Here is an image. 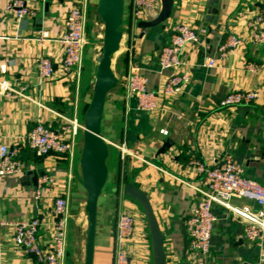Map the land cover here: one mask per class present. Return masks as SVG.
<instances>
[{"label": "crops", "instance_id": "1", "mask_svg": "<svg viewBox=\"0 0 264 264\" xmlns=\"http://www.w3.org/2000/svg\"><path fill=\"white\" fill-rule=\"evenodd\" d=\"M9 1L0 0V80L25 89L24 95L14 98L0 94V145L15 151L24 172L0 176V219L38 216L37 239L42 247H48L53 233V199L66 197L70 212L66 250L70 253L64 264H82L73 252L78 242L83 243L82 227L87 215L86 193L78 180L81 127L72 155L37 156L28 147L25 135L38 119L52 128L67 119L80 125L83 122L96 67L93 51L101 42L102 29L95 13L98 0H87V44L78 77L74 72L63 74L59 60L62 46L57 41L73 0H28L36 9V17L20 20L6 9ZM133 7V0H124L120 49L112 62L116 74L122 70V77L108 93L103 111L101 131L109 150L108 177L97 204L92 264H114L116 220L123 210L136 220L132 236L125 241L131 262L153 264L142 208L123 194L124 184L130 182L149 197L163 235L167 264H256L264 241L260 247L256 241L246 239V218L222 205L215 203L212 207L215 220L207 254L192 255L188 248L184 253L181 227L191 203L204 187V174L189 164L191 160L209 165L229 155L240 164L245 177L264 181V43H250L247 25L254 13L264 10V0H173L170 16L144 30L137 26ZM178 23L204 29L198 40L186 44L182 52L184 65L180 69L187 70L190 77L186 88L176 96L164 97L166 106L161 112L137 111L135 99L126 89L129 66L140 67L148 79V89L161 90L170 71H159V50L169 42ZM40 31L47 32L45 41L35 39ZM230 34L244 40L233 52L220 57L217 47ZM206 55H214L213 67L202 65ZM41 56L52 61L54 74L49 79L37 73L36 63ZM246 62L256 68H246ZM250 89L259 97L249 105L218 104L233 90ZM44 174L53 177L54 184L43 186L41 195L35 198L38 178ZM229 204L246 205L253 211L258 208L254 201L237 196ZM0 262L44 264L14 244L10 228L0 230Z\"/></svg>", "mask_w": 264, "mask_h": 264}, {"label": "built area", "instance_id": "2", "mask_svg": "<svg viewBox=\"0 0 264 264\" xmlns=\"http://www.w3.org/2000/svg\"><path fill=\"white\" fill-rule=\"evenodd\" d=\"M133 17L136 20L150 19L158 13L160 0H133ZM8 11L14 12L17 20L22 18L36 17V9L29 5L28 0H10L6 5ZM87 0H73L68 6L62 30L57 41L62 50L60 65L65 76L74 72L76 77L86 48V10ZM248 25V40L252 44L264 43V10L254 13ZM170 34L169 42L159 50L158 69L169 70L161 90L148 89L147 77L142 73L140 67L130 65L126 74V89L130 96L135 99V109L143 112H161L165 108L164 97L180 94L190 79L185 69H180L184 62L181 59L184 47L188 43L196 42L199 34L204 29H196L189 23H178ZM48 37L46 31H40L36 36L38 42L45 41ZM244 39L241 36L230 34L217 47L216 54L224 57L227 53L241 44ZM36 70L40 77L49 79L54 74L52 61L46 56L38 58ZM202 65L213 67L215 65L214 55H206ZM246 68L254 70L256 67L251 62H246ZM25 87L15 88L7 80H0V94L4 97L14 98L24 95ZM259 94L255 90H233L219 100L220 106L249 105L256 101ZM81 127L74 119H67L57 128H52L38 119L33 127L26 133L25 140L28 147L37 156L49 154L72 155L76 134ZM122 156L126 151L120 148ZM199 173H203L204 187L200 189L199 198L191 203L188 218L184 221L187 236V248L193 254H207L210 249V237L215 216L212 207L215 203L222 205L246 218L247 225L244 226L243 234L246 239L256 241L261 247L264 241V181L258 182L243 175L240 164L231 156L227 155L220 161H214L205 165L197 160L189 163ZM24 172V164L16 156L15 151L0 145V176L10 174H21ZM54 178L50 175H42L38 178L34 197L37 198L43 186H52ZM241 197L254 201L258 208L251 210L248 206L232 207L229 200L232 197ZM54 217L53 233L51 243L48 247H42L37 239V230L40 225L38 216L21 219H0V230L10 228L12 239L16 246L25 249L38 261L44 264H64L66 252V230L70 216L68 200L64 196H55L51 205ZM116 220V249L114 264H133L130 260L125 241L134 232V215L127 210L120 211ZM256 264H264V249L259 252ZM0 264H2L0 262Z\"/></svg>", "mask_w": 264, "mask_h": 264}, {"label": "water", "instance_id": "3", "mask_svg": "<svg viewBox=\"0 0 264 264\" xmlns=\"http://www.w3.org/2000/svg\"><path fill=\"white\" fill-rule=\"evenodd\" d=\"M172 5L173 0H160L158 13L150 19H139L137 26L144 30L147 27L161 24L170 16ZM95 10L102 29L100 34L101 42L93 51L96 67L91 83V97L83 113V122L81 123L82 140L79 155L80 174L78 177L79 183L86 193L84 212L87 215L86 223L82 227L84 230L83 243L78 242L77 247L73 249V252L77 254L78 261L82 264H92L96 217L98 215L97 204L108 177L106 159L109 150L103 137L101 126L106 97L117 86L122 77V70L116 74L112 62L114 55L120 49L124 0H98ZM34 178L33 181H35ZM123 194L125 197L136 201L142 208L151 238L153 264H167L163 235L149 202V197L131 182L124 184ZM181 233L184 235L183 250L185 253L188 235H186L183 225ZM69 253L70 251L66 250L65 259L68 258ZM242 264L248 263L244 262Z\"/></svg>", "mask_w": 264, "mask_h": 264}, {"label": "rangeland", "instance_id": "4", "mask_svg": "<svg viewBox=\"0 0 264 264\" xmlns=\"http://www.w3.org/2000/svg\"><path fill=\"white\" fill-rule=\"evenodd\" d=\"M81 136V135H80ZM134 203H135V205H136V202L135 201H133ZM135 219V218H134ZM135 224H136V220H135V223H134V228H135Z\"/></svg>", "mask_w": 264, "mask_h": 264}]
</instances>
